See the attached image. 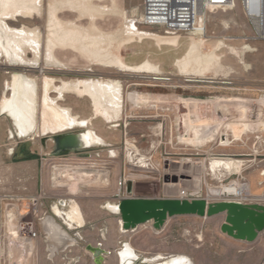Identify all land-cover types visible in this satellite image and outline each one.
<instances>
[{
	"label": "rangeland",
	"instance_id": "obj_1",
	"mask_svg": "<svg viewBox=\"0 0 264 264\" xmlns=\"http://www.w3.org/2000/svg\"><path fill=\"white\" fill-rule=\"evenodd\" d=\"M47 2L41 0L43 15L34 14L27 19L19 17L18 21L8 23L11 26H37L43 30ZM94 3L111 7L113 2L94 0ZM114 4L120 12L126 13L127 22L134 23L140 30L170 36L162 29L146 27L139 22L142 0H114ZM74 15L72 12L60 13V18L71 20ZM123 21L121 15L105 14L95 22L100 31L113 32L122 27ZM78 23L85 26L88 20ZM242 34L248 35L249 28L238 9L228 12L215 9L206 15L202 37L177 33L172 35L177 36L176 40L169 44L157 43L154 37H135L113 51L127 66L148 63L155 67L156 72L149 73L93 65L68 49L56 51L65 68L46 67L39 61L37 67H43L42 73L40 68L24 71L17 65H13L17 69L10 67L0 59V85L3 80L9 81L12 74L25 72L36 81L38 97L44 90V76L53 78L56 84L60 80L99 79L116 82L122 89L121 113L112 122L94 111L89 97H81L78 93L66 94L62 100L54 102L68 108L79 120H86L84 126L20 137L9 133L14 132L12 121L6 114H0V264H96L88 245L105 249L101 264H117V251L123 243L130 244L138 255V261L132 264H145L142 256L185 255V249L193 252L190 256L193 264H256L245 252H239L219 239L218 218L173 216L159 228H154L151 220L121 231L119 214L111 213L107 206L113 205L112 194L119 176L126 179L129 195L136 198H176L179 189L198 190L205 196L208 189H220L235 179L231 172L209 171L207 163L210 159L192 165L175 162L177 155L171 151L175 136L185 145L186 137H193L192 129L206 125L209 129L205 141L189 144L194 145V158H203L209 146L214 144L215 151L230 148L233 154L228 158L239 161L240 177L248 182L251 192L260 194L264 191V175H260L264 170V131L257 123L258 120L264 123V41L228 39ZM193 42L200 43L201 52L218 55L221 66L216 72L182 74L178 61ZM26 55L31 58L33 52L28 50ZM49 94L59 97L55 92ZM186 96L194 100L181 99ZM40 103L43 105L39 98L38 105ZM175 111L193 112L199 119L190 123L192 127L188 130L181 126L176 133L170 127V117ZM242 120L249 123V128L240 141L233 140L237 132H230V129H235L236 123ZM87 129L103 142L88 146L85 154L50 155L53 147L50 133L84 132ZM42 139H45L44 145ZM179 155L180 158L182 154ZM21 161H27L31 168L23 171L17 168ZM140 162L146 167H138ZM28 170L34 178L23 176ZM172 177L177 181L173 182ZM32 198L43 202L38 216L51 212L50 207L57 206L56 202L61 200L65 202L61 210H66L70 202L75 201L85 219L83 228L65 230L72 237L74 232H79L81 239L60 248L53 259L48 258L47 235L40 232L34 216H23L31 208ZM211 199L212 202L220 201L217 196H211ZM57 222L62 224L60 220ZM31 225L36 236L29 246L21 237L28 233Z\"/></svg>",
	"mask_w": 264,
	"mask_h": 264
},
{
	"label": "bare ground",
	"instance_id": "obj_2",
	"mask_svg": "<svg viewBox=\"0 0 264 264\" xmlns=\"http://www.w3.org/2000/svg\"><path fill=\"white\" fill-rule=\"evenodd\" d=\"M111 1L113 2L112 6L108 7L95 4L94 0H48V13L44 16L43 31L37 26L28 27L25 24L11 26L8 23L18 15L24 17L31 16L34 13L40 15L42 13L41 0H0V59H4V62L8 64L21 67H34L37 66L39 61H42L46 67L63 69L65 68L64 64L57 58L56 51L57 49H68L79 53L82 58L93 65L115 66L121 71L131 72L153 69L154 67L148 63L132 67L127 66L114 55L113 51L118 50L121 44L133 41L135 37H154L158 40L157 43H173L177 36L172 35L177 33L168 34L170 36L161 35L140 30L135 25H122L116 31L102 32L96 26V18H101L107 13L123 15L124 12H120L116 8L114 0ZM60 11L76 12L77 19L63 20L60 15H57V12ZM83 19L88 20V24L85 26L78 23ZM18 20L19 18L16 19V21ZM200 31L201 29L190 34L195 35ZM202 36H204V33L201 31ZM199 44V42H193L186 55L178 61L182 74L201 75L205 71L216 72L217 68L221 66L218 55L212 52L209 54L201 52ZM244 48L249 49L247 46ZM28 50L33 52L31 58L26 55ZM43 59L45 60L43 61ZM36 86L35 80L26 76L25 73L19 72L12 74L10 80L6 82L7 92L3 95V100L0 101V111L12 121L14 132H9L11 135L15 133L20 137H30L40 131L46 133L78 125V122L69 115L68 108L61 107L57 102L55 103L57 97H52L48 93L55 92V96H60V100L68 93L87 96L93 100L96 112L105 114L107 109H111L109 105H112V101L116 97L120 98L122 90L120 84L116 82H104L99 79L60 80L56 84L52 79L45 78L43 105L39 113L37 110L38 95ZM108 118H113V112L108 113ZM257 123L264 131V123L260 120ZM228 125L226 127L229 128ZM236 127H238V130ZM248 128L249 123L247 121L242 120V122L236 123L235 129H230V132H233V130L237 132L236 137L233 136V140L240 141L242 134ZM84 132L83 141L86 147L102 143V139L95 135L92 130L87 129ZM130 147L134 148L133 145ZM238 162L233 158H212L207 163V168L213 172L224 170L239 175ZM138 167L144 168L146 165L140 162ZM126 190L128 191L127 181ZM236 191L233 186L222 185L220 189H208L207 193L211 196H219L223 193H236ZM126 198L136 197H125L124 199ZM107 206L111 213L119 214L116 205L109 204ZM55 207L57 215L62 217L66 223L64 225H68L72 230L85 226L86 223L81 208L75 201H71L66 210H61L58 206ZM119 224L121 225V231H124L121 220ZM44 226L47 231L48 243L50 241L52 243L49 246L51 251L48 254L49 256L57 253L60 248H64L67 242L74 241L72 235L54 224L50 217L45 219ZM99 247L102 254H104L105 250L101 246ZM54 250H57V252H52ZM117 255H120L124 262H130V260L137 257L135 250L128 243H126L124 250L122 244L117 251ZM157 256L161 257L159 254ZM174 257L176 258L165 261L163 264H187L188 262L185 261V257L182 258L176 255Z\"/></svg>",
	"mask_w": 264,
	"mask_h": 264
},
{
	"label": "built area",
	"instance_id": "obj_3",
	"mask_svg": "<svg viewBox=\"0 0 264 264\" xmlns=\"http://www.w3.org/2000/svg\"><path fill=\"white\" fill-rule=\"evenodd\" d=\"M215 9L224 12L238 9L246 20L247 26L249 28V34H242L238 37H228V39L237 38L241 41H264V0H142L139 22L146 27L162 29L165 34L192 33L199 29H201V31L204 33L206 15L209 11ZM201 31L198 32L197 35H201ZM228 157L229 156H211L210 159H230ZM232 175H235L236 177L227 185L233 186L237 191L236 193H223L217 196L220 201H233L242 204H264V191L260 194H253L250 190L248 182L240 177V173L239 175L232 173ZM260 175H264V170L260 172ZM125 197L132 196H130L126 190V179L119 176L117 178L116 189L112 194L114 201L113 204L117 205V203H119V201ZM176 198L187 200L202 198L208 203L213 201L211 199V195H208V193L205 196H201L198 190L188 189L178 190L176 193ZM30 202L32 204L31 208L28 209L23 216L32 214L34 219H36L37 225H39L41 218L44 215L52 216L54 214V206H51V212H49L50 214L43 213L42 215L38 216L37 213L40 210L42 211L43 202L38 201L35 198H32ZM55 219L60 220L63 223L62 219ZM16 227L17 226H15V228ZM32 228L33 226L31 225L28 233H23L21 237L23 240L27 241L25 244L29 246L33 240L32 238L36 236V231H34ZM79 234V232L73 233L75 240L81 239ZM168 256L170 255L164 257ZM64 257L66 258L65 255ZM154 259H156V257H154ZM166 259L167 258L157 259L158 262L155 264H163ZM70 260L73 261V259ZM188 264L193 263L192 261L188 260Z\"/></svg>",
	"mask_w": 264,
	"mask_h": 264
},
{
	"label": "water",
	"instance_id": "obj_4",
	"mask_svg": "<svg viewBox=\"0 0 264 264\" xmlns=\"http://www.w3.org/2000/svg\"><path fill=\"white\" fill-rule=\"evenodd\" d=\"M84 133L73 131L50 133V138L53 141L50 155L61 157L72 152L85 154L88 148L83 141ZM172 181L176 182L177 178L172 177ZM59 203L64 204L63 201ZM116 208L124 230L133 229L137 225L151 220L153 221V227L159 228L168 217L173 216L212 217L224 214L219 229L233 239L253 242L257 239L259 233L264 232V204H242L233 201L208 203L202 198L192 200L126 198L119 201ZM125 245L126 243H123V250ZM87 249L92 253L94 262L101 264L100 260L103 254L100 247L88 245ZM136 259H132L130 263H134ZM262 264H264V261Z\"/></svg>",
	"mask_w": 264,
	"mask_h": 264
},
{
	"label": "crops",
	"instance_id": "obj_5",
	"mask_svg": "<svg viewBox=\"0 0 264 264\" xmlns=\"http://www.w3.org/2000/svg\"><path fill=\"white\" fill-rule=\"evenodd\" d=\"M43 5H42V13L40 15H43ZM65 12H68V11H60V12H57V15H60V13H65ZM36 14V13H34ZM31 15V17H33V15ZM108 14H112V15H115V14H118V13H108ZM106 14V15H108ZM39 15V14H38ZM76 15V16H75ZM75 15H74V19L73 20H76L77 19V13L75 12ZM118 15H121V14H118ZM122 18L124 19L123 21V25H135L134 23L132 22H127V16H126V13L123 12V15H121ZM19 17L21 18H28L29 16H22V15H18V16H15L12 21H16V19H18ZM138 28V27H137ZM45 33V32H44ZM8 64V63H7ZM9 65V64H8ZM11 67V65H10ZM35 68V67H34ZM27 69V68H26ZM40 71V70H39ZM156 72V69L155 67L151 70H148V71H142L143 73H149V72ZM25 73V72H24ZM25 75L27 76V74L25 73ZM190 75H194V74H190ZM30 78V77H29ZM44 78H48V77H45ZM50 79V78H48ZM53 79V78H52ZM34 80V79H33ZM56 81V80H55ZM6 80H3L1 82V85H0V94H2V96L7 92V88H6ZM36 91H37V95H38V87L36 86ZM42 91V90H41ZM42 96L41 97H38V101H39V98L41 99V101H43V96H44V90L41 92ZM49 94V93H48ZM69 94V93H68ZM1 96V98H2ZM81 97H84V96H81ZM0 98V99H1ZM91 99V98H90ZM181 99H187V100H194L193 97H190V96H186V97H181ZM60 100V96L57 97V99L55 101H59ZM120 101H122V99L120 98H115V100L112 101V105H109L111 109H107L105 114L103 113H98L96 112L95 110V105H94V102L93 100L91 99V102H92V107L94 109V111L102 118H104L107 122H112V121H115L117 118H119V115L121 113V109H120ZM110 104V103H109ZM37 110L38 112L40 113L41 111V103L40 105H38L37 103ZM113 109V110H112ZM68 110V113L69 115L74 118L75 121L78 122V125H74V126H70L68 128H72V127H75V126H84L86 125L87 121L86 120H79L76 116L72 115L70 110ZM103 112V111H102ZM110 112V114L113 112V118H108V113ZM0 114H3L1 111H0ZM172 117H170V127L171 129L174 128L175 132L177 133V130L180 129L181 126L184 127V129L188 130L189 128H191L192 126L189 125L190 123L194 122L195 120L199 119L198 116H195V114L193 112H184V113H179L177 111L173 112V114H171ZM198 121V120H197ZM13 125V124H12ZM208 125L206 126H203L202 128L200 129H192L191 130V133L193 135V137H186V141L187 143H185V145H182L181 143H179L178 141V136H175V141L174 142H171V151H175L176 153V158H175V162L176 163H181V164H200L201 162L203 163L204 161H208L210 159L211 156H229V155H232L233 152H232V149L230 148H225L223 150H219V151H215L216 149V146L212 145V146H209V148L207 149V151L205 152V155L203 158H194V153H193V148H194V145H189L190 143H193V142H202V141H205V137H208V129H209V126L207 127ZM68 128H64V129H68ZM187 132V131H186ZM188 133V132H187ZM35 134H43L41 131L40 132H36ZM34 134V135H35ZM95 134V133H94ZM96 135V134H95ZM191 138V139H190ZM103 142V141H102ZM101 144V143H99ZM191 146V147H190ZM179 154H182L181 157L179 158L178 156H180ZM183 154H185V157L183 156ZM217 154V155H216ZM193 159H195L196 161H192ZM200 159L202 161H200ZM18 167L17 168H20L22 169H26L28 167H30L28 165V162L27 161H21L19 163H17ZM32 166V165H31ZM31 168V167H30ZM19 169V170H20ZM29 175L28 177H35L34 174L30 173V171L28 170V173L27 174H24L23 176H27ZM61 200L57 201V206L60 207L59 205V202ZM63 206V205H61ZM1 208V207H0ZM56 207L54 206L53 209H54V214L56 215H44L42 218H41V221L38 225V228L40 230L41 233H45L47 235V231L45 229V226H44V221L47 217H50L54 224L58 225V227H60L62 230H67L68 232L69 231H72L71 228H69L68 225H64L66 224L64 221H63V218L58 216L57 213H56ZM55 218H58V219H62L63 223L62 225L58 224L57 220ZM208 218H218V227L221 225V223L223 222V218H224V214H219V215H216V216H212V217H208ZM44 220V221H43ZM83 228V227H82ZM79 229V228H77ZM75 230V229H73ZM66 231V232H67ZM220 231V229H219ZM67 232V233H68ZM221 232V231H220ZM70 235V233H68ZM223 236V237H222ZM74 239V238H73ZM220 240H222L224 243H226V245L228 244V246H232L234 249H236L237 251L239 252H245V254L249 255L251 258L254 259L255 263L256 264H260L263 259H264V232H261L259 233L257 239L253 242H246V241H242V240H236V239H233L229 236H227L226 234L222 233L221 232V237H219ZM46 241H48V239L46 238ZM206 241H209L210 240H206ZM74 242L75 239H74ZM51 241L48 243L47 245V251L49 253H51L50 249H49V246H50ZM211 244H213V240H211ZM73 245L72 242H67L66 246L65 247H69ZM105 250V249H104ZM52 252H57V250H54ZM185 255L183 254H173V255H170L168 257H164V255H161V257L157 256V255H154L152 257H149V256H142V261L143 262H146L145 264H155L158 262L157 259H165L167 258L165 261H169V260H172V258H176L174 257L175 255L176 256H180V257H185L186 258V262L189 260L191 261V255L193 256V252L192 251H189L187 249H185L184 251ZM56 255V253H54L52 256H49L48 255V258L49 259H53V257ZM138 256V255H137ZM154 257H156V259H154ZM170 257V258H169ZM47 258V259H48ZM190 258V259H188ZM48 259V260H49ZM116 261H117V264H132L130 262H124L122 260V258L120 257V255H116ZM136 261H138V258L136 259ZM164 261V262H165ZM148 262V263H147ZM263 263V262H262ZM188 264V262H187Z\"/></svg>",
	"mask_w": 264,
	"mask_h": 264
},
{
	"label": "flooded vegetation",
	"instance_id": "obj_6",
	"mask_svg": "<svg viewBox=\"0 0 264 264\" xmlns=\"http://www.w3.org/2000/svg\"><path fill=\"white\" fill-rule=\"evenodd\" d=\"M10 65H11L12 67H16V69H17V66H13L14 64H10ZM20 67H21V66H20ZM34 67H35V68H34ZM34 67H33V66H25V67H22V68H24L25 70H24V69H22V70L26 71V68H27V69H36V68L39 69V68H41L40 66H38V67H37V66H34ZM18 69H20V68H18ZM39 70H40V69H39ZM40 72L42 73L43 71L40 70ZM17 73H18V72H17ZM20 73H23V72H20ZM73 132H74V131H73ZM41 143H42V145H44V144H45V139H42ZM64 203H65V202H64ZM59 205H62V204L59 203Z\"/></svg>",
	"mask_w": 264,
	"mask_h": 264
}]
</instances>
